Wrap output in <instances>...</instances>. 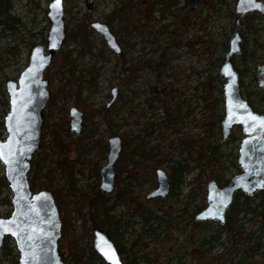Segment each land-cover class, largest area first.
Instances as JSON below:
<instances>
[{
	"label": "rangeland",
	"instance_id": "obj_1",
	"mask_svg": "<svg viewBox=\"0 0 264 264\" xmlns=\"http://www.w3.org/2000/svg\"><path fill=\"white\" fill-rule=\"evenodd\" d=\"M50 1L5 0L6 5L2 6L5 9L10 7L8 13L16 21L13 28H9L4 24L8 14H0V136L3 138L7 136L4 120L9 112L6 81L19 79L29 64L34 45L42 44L46 48L50 28L47 17ZM162 1L94 0L89 7L86 0H64L67 36L73 29H79L87 32L88 39L86 45H82L81 38L65 41L46 70L45 77L50 80V100L53 90L64 84L70 86L67 87L69 95L57 99V106L48 112V117L50 122H58L62 116L69 120L71 107L78 106L83 110L76 104L75 95L79 93L80 99L92 108L96 123L88 126L92 136L85 140L88 144L86 147H89L85 154H79L78 142L81 137L71 134L65 138L64 155L59 154L55 150L57 148L46 150L49 157L43 170L45 172L47 168L57 167L55 185L49 189L51 191L66 186L72 169L78 188L99 190L100 177L97 173L106 162L108 139L113 135L122 138L145 136L148 148L159 146L161 151L156 156L150 155L148 159L129 165L128 171L134 175L131 179L135 205L121 204L113 212L114 216L121 219L119 227L113 230L114 234L128 250L127 254L133 255L137 251L139 257H124V261L130 264H217L216 260L224 262L227 259L224 257L232 250L231 246L225 247V242L229 240L228 243L233 244L234 240L218 224L196 222L194 215L198 213L197 207L205 204L207 184L211 179L228 180L236 171H240L238 155L244 133L237 126L233 129L231 139L221 142L223 94L220 105L215 99L221 97L219 89L224 80H212L219 74L227 52L226 45L233 36L236 19L240 18L246 55L234 58V62L238 69L244 71L243 96L252 102L256 111L264 113V90L257 88L254 81L255 65L251 59V56L255 59V56L261 55L256 45L264 43V16L258 12L244 17L236 14L238 0H199L198 8L193 10L186 8L185 0H172L174 3L170 13H166ZM152 6L155 11L151 13ZM93 21H104L111 27L122 45V54L117 55L108 47L104 37L91 27ZM64 55L70 60L66 66H63ZM161 57H168L169 60L164 72L145 68L136 74L135 62L157 61ZM91 69L96 74L94 85H88V80H92L88 73ZM203 82L209 84L203 85ZM211 84L213 95L209 96ZM114 87H118V98L107 107ZM163 102L170 110L168 114L163 108ZM178 110L180 120L177 117ZM47 111L46 107L44 122ZM168 116L172 123L175 118L178 121L172 124ZM153 122L161 123V126L156 128ZM145 126H149L150 131L147 132ZM45 131L43 125L42 139L46 134L44 141L53 146L52 136ZM210 145L218 146L213 159L208 158L212 153L207 151ZM37 157L38 154H35L32 165ZM167 159L183 160L190 169L173 194L160 200H149L147 194L157 187L156 169L161 167L171 176ZM201 159L202 167L197 164ZM118 167L119 161L116 167L117 180L120 175L122 180L127 179L129 182L128 172L120 174ZM43 174L40 176L44 178ZM32 176L33 173L29 179ZM41 189L39 185L35 191ZM116 193L117 189L110 195L111 202H114ZM12 196L5 180L4 165L0 162L1 217L10 216L13 210ZM137 203L145 209L158 210L160 213L167 211L170 214L169 226L155 231L156 239L143 237L145 223L139 217L142 212ZM258 216L256 213L240 215L238 220V225L243 224L244 231L253 233L252 246L257 250L246 257V262L252 264H261L264 259V227L261 228L264 224ZM72 217L74 233L78 237L83 231L81 221L77 220L76 211ZM151 224L157 226V222ZM217 235L220 237L215 244H206L203 248L202 238L210 239ZM138 238L142 242L138 241L133 249L132 241ZM87 243L89 238L81 241L83 246ZM66 245L67 241L61 249L64 257L67 254ZM5 248L10 249L11 254L5 257L4 247L0 249L1 264H13L19 260L13 238H6ZM242 255V251L237 253V262Z\"/></svg>",
	"mask_w": 264,
	"mask_h": 264
},
{
	"label": "water",
	"instance_id": "obj_2",
	"mask_svg": "<svg viewBox=\"0 0 264 264\" xmlns=\"http://www.w3.org/2000/svg\"><path fill=\"white\" fill-rule=\"evenodd\" d=\"M93 1L86 0L87 5L91 7ZM185 2L189 9L199 6V0ZM54 3L55 0H51L48 5L50 28L46 48L42 44L34 45L30 52L29 64L19 79L6 81L9 112L4 120L7 136H0V162L4 165L5 180L13 194V210L7 218L0 216V221L4 222L2 227L11 229L0 231V249L4 247L7 237L13 238L19 252L18 264H25L26 260L28 264H66L59 248V241L63 237V221L56 198L53 192L46 188L34 191L29 180L33 157L41 149L44 112L51 98L50 80L45 77V72L67 39L64 0H60L56 7H53ZM252 11H259L264 15V1L238 0V14L244 16ZM91 27L104 37L106 44L115 54H122V45L106 22L93 21ZM239 27L238 22L220 74L226 78L223 87L225 107L224 118L221 120V140H228L235 126L242 128L245 136L241 141L238 156L241 171L233 176L225 187L219 186L214 179L209 181L207 205L196 214L197 221L217 220L225 223L227 211L236 192L242 191L245 195L254 196L264 189V126H261L259 120L250 119V116L264 118V114L255 111L243 97L240 75L231 60L233 54L242 50L243 36ZM258 85L264 87V64L258 68ZM117 98L118 87H114L107 107ZM83 123L84 112L77 106L72 107L70 127L76 136L81 135ZM122 152L123 138L120 135L111 136L108 139L106 162L100 169L102 192L114 191L116 165ZM155 173L157 187L146 197L166 198L172 189L171 177L161 167L157 168ZM92 246L106 264H113V260L125 264L117 245L106 231L94 229ZM106 251L113 255V259L105 255Z\"/></svg>",
	"mask_w": 264,
	"mask_h": 264
},
{
	"label": "trees",
	"instance_id": "obj_3",
	"mask_svg": "<svg viewBox=\"0 0 264 264\" xmlns=\"http://www.w3.org/2000/svg\"><path fill=\"white\" fill-rule=\"evenodd\" d=\"M165 4V11L166 13H170L171 8V0H163L162 1ZM4 5L5 7V0H0V14L7 13L6 20L4 24H7L9 28H13V25L16 23L15 17H13L11 14H9V9H5L2 7ZM154 6L150 8V12H154ZM88 23V22H87ZM91 31V30H90ZM89 31V32H90ZM70 38H81L82 45H86L88 35L85 30H72L70 33H68L67 40ZM168 57H161L157 61L153 60H139L138 62H135V71L140 72L144 70L145 68L149 70H158L164 72V68L167 66ZM63 66H66L70 63V60L67 55L63 56ZM88 73L91 75L92 80H88V85H94V79L96 78V74H94V70L91 69L88 71ZM138 75V74H137ZM136 78V77H135ZM133 78V80L135 79ZM215 81H221V78L216 75L212 82ZM209 84V82H203V85ZM67 87H70L68 84H64L61 87L59 86L52 92V99L49 101L47 108V114L45 117L44 122V129L46 128V131L50 133L52 136L51 142L53 143V146L51 144H48L44 141L45 135L42 139V147L37 152L38 159L33 163L31 173H33L32 178L30 179L31 187L33 190H36V188L41 185L42 188L50 189L53 188L55 185V179H56V169L55 168H47L44 172V168L46 167V161L49 157V153L46 152L47 149L57 148L55 149L59 154L64 155V146L66 137L73 134L75 137H81L79 140V154H85L87 148L86 147V139L91 138L92 131L89 129V125L96 123L94 120V116L92 113V108L86 104L85 101H82L80 99V94L77 93L75 95L76 104L79 105L84 113H85V122H84V129L80 136H76L74 132L72 131L69 120H67L66 116H62L60 118V121L58 122H50V119L48 117V112L53 111V109L57 106V99H62L64 97H67L69 95L70 90L67 89ZM213 84H211L210 90H209V96L213 95ZM219 93L221 95L220 98L215 99L216 103L220 105V101L222 102V94L223 89H219ZM163 108L165 109L166 113L168 114L170 112L169 108L166 106L165 102H163ZM177 117L180 120V112L178 110ZM178 119H174V122L172 123V119L170 116H168V121H170L172 124H175ZM167 121V122H168ZM87 123V126H86ZM156 128H159L161 126V123H155L153 122ZM167 126L169 124L167 123ZM146 131H150L149 126H145ZM45 131V132H46ZM83 135V137H82ZM85 135V136H84ZM149 136V135H148ZM148 140L145 136L137 135L134 137H126L123 136V153L121 155V158L119 160V173L122 174L124 172H128V179L129 182L125 180H122L120 175L118 179V193L114 197V202L111 203V197L100 190H94L91 189V191H87L81 188H78V181L75 178V172L73 169L71 172H69V177L66 180V186L65 187H56L52 189V192L56 198L61 218L63 221V237L59 242V248L62 249V245L65 241H67L66 245V256L63 258L66 262V264H106L105 261L95 252L92 244L91 239H93V230L95 228H100L106 232L114 239L119 252L122 255V258L124 260V257H132L133 259L139 257L136 255L137 251L131 255L127 254L128 250L124 246V244L116 237L113 230L119 227V223L121 222V219H118L116 216L113 215V212L115 210V207L121 204H124L127 202L128 199H131L134 196V184L133 180L131 179L134 175L128 171L129 165L134 164L135 162H139V160L148 159L151 156H156L158 153H160L159 146L156 147H147ZM92 147H96L95 145L91 144ZM217 145H210L207 151H211V155L208 157L210 159L215 158V148H217ZM157 148V150H156ZM188 149V148H186ZM158 151V152H156ZM203 155V154H202ZM105 157V156H102ZM203 157V156H202ZM137 159V160H136ZM203 160L205 158H202ZM198 161V165H200V162ZM64 161V160H63ZM168 163H170L169 168L171 169V181H172V193H174V189H176L177 185L180 183H183L184 180V174L189 171V165L187 163H184L183 160H173V159H167ZM82 164L84 161L80 160ZM86 162V161H85ZM87 162H89L87 160ZM58 166V165H57ZM43 171V172H42ZM80 172L83 173V170L80 169ZM30 173V175H31ZM41 173H44L43 176H40ZM97 176L99 177V173H97ZM40 183V184H39ZM147 198V197H146ZM148 199V198H147ZM241 199H244L243 201ZM75 205L77 207H75ZM187 205V204H186ZM204 205L198 206L196 209V212H198L200 209H202ZM77 212V220L81 221L82 229L81 235L76 237L75 232V224L73 222L72 214ZM142 214H140V218L144 220L145 225L143 224V229L145 235L143 237H149L156 239L157 235H155V231L157 232L161 227L164 229L169 226V220L168 216L170 215L167 211L159 212L158 210L155 211L154 209H145L142 208L141 210ZM256 213L258 214V219H260L262 224H264V190L258 192L254 196H248L242 193L237 194V199L235 201V204L231 208V211L229 213L230 220H233L232 223H228L227 227L230 228V237L236 241L233 243L234 247H237V251L235 254L239 253L240 251L243 252L242 258L239 259L237 262L234 259L227 258L224 262L222 260H216L217 264H252L246 262V257L249 256V253L256 251L257 249L252 246L253 244V233L244 231L243 224L238 225V220L240 218V215L247 216L250 214ZM237 221V224H236ZM151 222L155 223L157 222V226L153 227ZM88 223H91V226H88ZM129 227V226H128ZM264 226H261L263 228ZM72 235V236H71ZM159 235V234H158ZM218 235L213 236L210 238L209 245H213V240H218ZM85 238H89V243H87L86 246H83L81 244V241ZM6 241V240H5ZM142 242L140 238L138 240L132 241V248H135V245L137 242ZM201 247V246H200ZM139 248V243H138ZM213 247H210L212 249ZM3 249V248H2ZM140 250V248L138 249ZM62 251V250H61ZM133 251V250H132ZM3 254L5 257L9 256L11 254V250L8 248L3 249ZM125 264H130L129 261H124ZM1 264V263H0ZM13 264H18V261L14 262ZM261 264H264V259Z\"/></svg>",
	"mask_w": 264,
	"mask_h": 264
},
{
	"label": "flooded vegetation",
	"instance_id": "obj_4",
	"mask_svg": "<svg viewBox=\"0 0 264 264\" xmlns=\"http://www.w3.org/2000/svg\"><path fill=\"white\" fill-rule=\"evenodd\" d=\"M263 1V0H262ZM174 3V2H173ZM173 3H172V0H171V7L173 6ZM185 6H186V2H185ZM186 8H188L187 6H186ZM170 9H172V8H170ZM189 9V8H188ZM191 10H193V9H191ZM255 12H258L259 14H261L262 16H264L262 13H260L259 11H252V12H249V13H247L246 15H248V14H252V13H255ZM236 14H238L237 12H236ZM238 15H240L241 17H244V16H246V15H244V16H242L241 14H238ZM238 22H239V25H240V32H241V34H242V36H243V43H242V50H241V52L240 53H235V54H233L232 56H231V60H232V63H233V66H234V68L236 69V71H238L239 72V75H240V83H241V93H242V95H243V85H244V71L243 70H240V69H238L237 68V66H236V64H235V62H234V58H236V57H244L245 55H246V41H245V38H244V34H243V32H242V30H241V20H240V18H237L236 19V25H235V30H234V33H233V36L232 37H234V34H235V31H236V27H237V24H238ZM231 37V38H232ZM231 38L229 39V41H228V44L226 45V48H227V52H226V55H225V58H224V62H223V64L221 65V67H220V71H219V74H218V76L221 78V81H223L224 80V82H223V86H222V89H223V87H224V84H225V82H226V78L224 77V76H221V68H222V66L224 65V63L226 62V60H227V54H228V52L230 51V40H231ZM118 40H119V38H118ZM120 42V41H119ZM256 49H259L260 51H261V55L260 56H255V59L251 56V59L253 60V62H254V65H255V71H254V81H256V84H257V88H259V89H263L264 90V87H260L259 85H258V68H259V66H261V65H263L264 64V43H257V45H256ZM244 97V96H243ZM224 91H223V104H224ZM248 100V99H247ZM249 101V100H248ZM250 102V104L252 105V102L251 101H249ZM78 107V106H77ZM225 107V106H224ZM252 107H253V105H252ZM254 108V107H253ZM255 110V109H254ZM256 111V110H255ZM258 112V111H257ZM260 113V112H259ZM264 114V113H263ZM69 116H70V111H69ZM84 122H85V115H84ZM69 124H70V119H69ZM235 127H237V126H235ZM234 127V128H235ZM233 128V129H234ZM83 129H84V125H83ZM232 133H233V130H232ZM232 133H231V136H230V138L229 139H231V137H232ZM244 136H245V134H244ZM244 138V137H243ZM228 139V140H229ZM221 142H222V140H221ZM225 142H227V140L225 141ZM225 142H222V143H225ZM123 149H124V145H123ZM239 156V155H238ZM236 159H237V152H236ZM106 161V160H105ZM118 164V163H117ZM237 164V163H236ZM116 167H117V165H116ZM101 169V168H100ZM240 171H241V166H240ZM239 171V172H240ZM238 172V173H239ZM155 175H156V173H155ZM235 175H237V171H236V173L233 175V176H235ZM232 176V177H233ZM99 177H100V183H101V175H100V170H99ZM231 177V178H232ZM231 178H229L228 180H225L224 179V181H221V180H219V179H216V181L218 182V184H219V186H221V187H225L226 185H228L229 184V182H230V180H231ZM157 180V179H156ZM212 180V179H211ZM210 180V181H211ZM215 180V179H214ZM126 181V180H125ZM209 183V182H208ZM208 185V184H207ZM118 180H117V171H116V180H115V189H114V191L117 189V193H118ZM99 190H100V186H99ZM153 190V189H152ZM151 190V191H152ZM264 190V189H263ZM101 191V190H100ZM114 191L112 192V193H107V194H109V196L111 195V194H113L114 193ZM262 191V190H261ZM106 193V192H105ZM117 193H116V195H117ZM171 193H172V189H171V192H170V194L168 195V197L171 195ZM239 193H242V194H244L242 191H238V192H236L235 193V195H234V200H233V203H232V205L229 207V209H228V211H227V216H226V221H225V223H221V222H219V221H217V220H207V221H197L196 219H195V216H196V214L194 215V219H195V221L196 222H199V223H206V222H213V223H216V224H218L220 227H221V230H224V231H227L228 232V234H230V228H228L227 227V225H228V223H232L233 222V220H230V218H229V213H230V211H231V208L233 207V205L235 204V201H236V199H237V194H239ZM258 193V192H257ZM256 193V194H257ZM161 198L160 197H158V198H150L149 200H160ZM114 200H115V198H114ZM112 203V202H111ZM134 204L135 205V201H134V196L131 198V199H128L127 200V202L126 203H124V204H127V205H129V204ZM137 205H140L139 203H137ZM206 205H207V192H206V201H205V204H204V207L201 209V210H203L205 207H206ZM118 206H120V205H118ZM129 207V206H128ZM142 208H144V206L143 205H140V206H138V209L141 211L142 210ZM200 210V211H201ZM199 212V211H198ZM236 224H237V221H236ZM94 231V230H93ZM108 233V232H107ZM109 235V234H108ZM110 236V235H109ZM219 237H220V235H218ZM111 237V236H110ZM229 237V236H228ZM112 238V237H111ZM62 239V238H61ZM113 239V238H112ZM233 239V238H232ZM114 240V239H113ZM202 241H201V244L203 245V248L205 247V246H207V245H209V241H210V239L207 237H205V238H202L201 239ZM218 240H219V238H218ZM218 240H216V241H218ZM234 240V239H233ZM92 241H93V239H92ZM216 241H214L213 240V242H212V244H215V242ZM229 241V240H228ZM228 241L227 242H225V247H229V246H231L232 247V250L230 251V253H228V254H226L225 256L227 257V258H231V259H234V260H236V252H237V247H234L233 246V244L232 243H228ZM115 242V241H114ZM236 241H234V243H235ZM116 244V243H115ZM207 244V245H206ZM118 248V247H117ZM202 248V251L204 250ZM61 250V249H60ZM119 250V249H118ZM62 252V251H61ZM62 255H63V253H62ZM231 256V257H230ZM237 261V260H236Z\"/></svg>",
	"mask_w": 264,
	"mask_h": 264
},
{
	"label": "snow or ice",
	"instance_id": "obj_5",
	"mask_svg": "<svg viewBox=\"0 0 264 264\" xmlns=\"http://www.w3.org/2000/svg\"><path fill=\"white\" fill-rule=\"evenodd\" d=\"M59 3H60V0H55V3L53 4V7L58 6ZM257 7H259V5H257ZM98 27H100V26L98 25ZM250 119H251L252 121H257V120H259L261 126H264V118H260V117H256V116H250ZM9 163H11V161H10ZM221 218H223V217L221 216ZM3 224H4V222H3V221H0V231H10V230H11V229H9V228H3V227H2ZM14 234H15V233H14ZM105 255L108 256L109 259H113V255H110L109 252L106 251V252H105ZM33 259H35L34 254H33ZM25 264H28V261H27V260L25 261ZM113 264H119L118 260H113Z\"/></svg>",
	"mask_w": 264,
	"mask_h": 264
}]
</instances>
